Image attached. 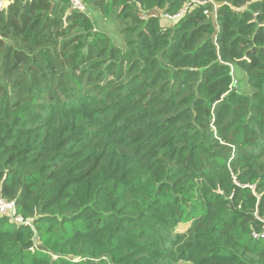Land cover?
Masks as SVG:
<instances>
[{
  "label": "trees",
  "instance_id": "1",
  "mask_svg": "<svg viewBox=\"0 0 264 264\" xmlns=\"http://www.w3.org/2000/svg\"><path fill=\"white\" fill-rule=\"evenodd\" d=\"M193 1L0 14V264H264V0Z\"/></svg>",
  "mask_w": 264,
  "mask_h": 264
},
{
  "label": "built area",
  "instance_id": "2",
  "mask_svg": "<svg viewBox=\"0 0 264 264\" xmlns=\"http://www.w3.org/2000/svg\"><path fill=\"white\" fill-rule=\"evenodd\" d=\"M13 0H0V14H2L7 6L12 2ZM71 7L79 12H84L85 11V6L83 4V0H69ZM206 4H211V1H200V0H194L192 2V6H205ZM186 10H183L180 15L185 14ZM205 15H208V11H204ZM179 15V16H180ZM178 17V16H176ZM174 18H169L171 20L175 19ZM0 216H7L12 219V221L16 224H28L29 221H25L19 216H16V206L14 202H9V201H4L0 200Z\"/></svg>",
  "mask_w": 264,
  "mask_h": 264
},
{
  "label": "rangeland",
  "instance_id": "3",
  "mask_svg": "<svg viewBox=\"0 0 264 264\" xmlns=\"http://www.w3.org/2000/svg\"><path fill=\"white\" fill-rule=\"evenodd\" d=\"M162 23L164 25L165 24H171V22L165 18L162 19ZM100 28L103 31H106V32L108 31L111 34V36L114 38L115 44L117 46H123L122 45V43H123L122 39L118 34V29H119L118 23H115V21L103 22L100 24ZM238 78H239V75H236V73H235L234 74V82H233L234 86L237 87V90L239 93L249 96L252 93L249 85L246 83V81L244 79L240 83L236 84V82L239 80ZM187 227H188V225H181V226H179L178 231H183ZM183 264H186V263H183Z\"/></svg>",
  "mask_w": 264,
  "mask_h": 264
},
{
  "label": "water",
  "instance_id": "4",
  "mask_svg": "<svg viewBox=\"0 0 264 264\" xmlns=\"http://www.w3.org/2000/svg\"><path fill=\"white\" fill-rule=\"evenodd\" d=\"M38 250L45 251L46 249L44 247H38Z\"/></svg>",
  "mask_w": 264,
  "mask_h": 264
}]
</instances>
